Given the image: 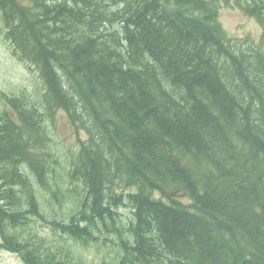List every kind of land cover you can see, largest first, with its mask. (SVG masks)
<instances>
[{
	"label": "trees",
	"instance_id": "16d2710c",
	"mask_svg": "<svg viewBox=\"0 0 264 264\" xmlns=\"http://www.w3.org/2000/svg\"><path fill=\"white\" fill-rule=\"evenodd\" d=\"M221 1L0 0L41 79L0 107V253L80 264L77 243L101 241L112 264H264V0H233L259 39L231 37ZM59 109L86 135L69 162Z\"/></svg>",
	"mask_w": 264,
	"mask_h": 264
},
{
	"label": "rangeland",
	"instance_id": "374dc122",
	"mask_svg": "<svg viewBox=\"0 0 264 264\" xmlns=\"http://www.w3.org/2000/svg\"><path fill=\"white\" fill-rule=\"evenodd\" d=\"M219 19L231 37H246L251 36L259 39L262 34V26L253 17L246 15L241 9L234 5L233 0H222ZM35 66L23 61L14 52L13 46L7 41L3 32V23L0 18V107L9 106L8 96L12 93H20L22 91L34 92V87L41 82L38 77V72ZM78 135L85 137L84 132L79 134L68 119L65 111L59 109L54 124H51V137L53 139L51 146L57 152L58 160L62 162H69L73 155L78 152L79 144L77 142ZM48 193L43 195V201L48 200ZM54 202V204H53ZM56 201L51 204L44 211L48 219L55 217L59 218L62 210H58ZM53 204V205H52ZM52 205V206H51ZM121 222L119 223L120 231L128 224L131 219V211L127 207H122ZM39 233L47 237L48 242L57 245L58 242L64 243L65 241L60 235L55 234L51 225L39 229ZM116 232H111L109 237L116 239ZM80 264H112V253L109 252L107 246L101 241L83 244L78 242ZM74 255V250H72ZM116 256V254H115ZM17 255L11 254L7 251H1L0 264H22L17 260Z\"/></svg>",
	"mask_w": 264,
	"mask_h": 264
}]
</instances>
